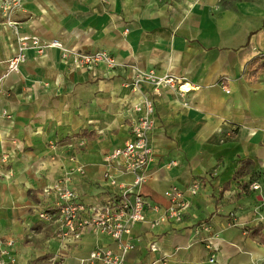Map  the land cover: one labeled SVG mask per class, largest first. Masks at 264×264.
Returning a JSON list of instances; mask_svg holds the SVG:
<instances>
[{
	"label": "crops",
	"instance_id": "crops-1",
	"mask_svg": "<svg viewBox=\"0 0 264 264\" xmlns=\"http://www.w3.org/2000/svg\"><path fill=\"white\" fill-rule=\"evenodd\" d=\"M12 21L17 27L0 12V77L18 35L62 48L28 51L0 85V263L81 264L97 248L117 251L90 229L60 241L57 224L39 214L56 212L46 192L65 179L87 206L115 197L105 158L132 138L135 106L147 98L155 105L153 160L135 192L159 211L149 209L126 238L135 245L127 264H264V245L247 236L264 226V0H25ZM97 52L117 66L75 63V53ZM139 71L171 75L191 91L134 90ZM244 161L253 167L234 180ZM122 165L112 173L132 184ZM175 189L190 203L184 220L155 226ZM203 223L218 235L215 251L197 233Z\"/></svg>",
	"mask_w": 264,
	"mask_h": 264
},
{
	"label": "built area",
	"instance_id": "built-area-1",
	"mask_svg": "<svg viewBox=\"0 0 264 264\" xmlns=\"http://www.w3.org/2000/svg\"><path fill=\"white\" fill-rule=\"evenodd\" d=\"M25 0H0V12L7 19L10 26L17 27L18 24L12 21V16L22 9ZM18 52L7 61L8 72L0 77V85L5 78L12 72L19 70L20 66L27 60V52L36 51L38 54L44 53L51 48H62L59 41L44 42L37 37L30 35H18ZM67 55L68 51H64ZM264 57V51L259 53ZM65 55V56H67ZM75 63L86 69H94L99 65H105L112 69L117 66L114 57L107 52H97L93 54L75 53ZM227 80H221L220 85L227 94L231 91L226 85ZM143 83H149L160 88L183 90V84L171 75H157L155 71H139L138 75L131 82L134 90L140 88ZM135 110L139 113V118L132 128V138L121 148H117L106 156L107 170L105 179L107 187L117 190L114 198L106 201L101 206H87L79 202L77 193L69 187V179L58 182L53 185L50 191L56 197V212L50 213L43 211L39 214V218L45 222H54L57 224L56 239L63 241L72 238L78 241L82 238L84 231L90 229L96 234L108 236L117 245V251L110 248H97L93 250L87 259L81 264H127V253L134 250L135 245L126 241L132 233L133 227L147 221V212L149 209L158 212V206H151L149 201L139 192H135V188L143 185L149 180L147 169L153 160V147L151 144L150 134L154 128L155 105L151 99H143L139 105L135 106ZM74 157L71 158L74 161ZM7 157L2 159V163H7ZM121 161L122 173L124 175H132L134 181L132 184L119 182L116 174L112 173L115 163ZM198 185H195L191 191L193 195L198 193ZM257 189V187H255ZM172 206L168 209L167 214L162 221H158L155 226L162 222L181 223L190 207V203L184 200V195L179 190H173L170 193ZM198 234L205 233L207 237L201 242L205 243L209 250L215 251L212 241L217 239L218 235L211 231V227L206 223L199 226ZM9 247L13 246V242H8ZM6 252H1L5 255ZM214 262V258L210 259ZM14 263V260H11ZM0 264H5L1 262ZM51 264H61L52 260Z\"/></svg>",
	"mask_w": 264,
	"mask_h": 264
},
{
	"label": "trees",
	"instance_id": "trees-1",
	"mask_svg": "<svg viewBox=\"0 0 264 264\" xmlns=\"http://www.w3.org/2000/svg\"><path fill=\"white\" fill-rule=\"evenodd\" d=\"M244 167L251 169L253 167V164L250 161H244L243 163H241L239 169L234 175V178H233L234 180H237L244 175ZM247 236H249V238L256 240L262 245H264V226L259 225V226L248 229Z\"/></svg>",
	"mask_w": 264,
	"mask_h": 264
},
{
	"label": "bare ground",
	"instance_id": "bare-ground-1",
	"mask_svg": "<svg viewBox=\"0 0 264 264\" xmlns=\"http://www.w3.org/2000/svg\"><path fill=\"white\" fill-rule=\"evenodd\" d=\"M183 90L189 92V91H191V86L190 85H184Z\"/></svg>",
	"mask_w": 264,
	"mask_h": 264
}]
</instances>
